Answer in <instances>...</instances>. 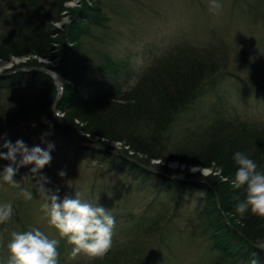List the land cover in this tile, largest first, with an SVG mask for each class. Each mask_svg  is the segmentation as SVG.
<instances>
[{"label": "rangeland", "instance_id": "374dc122", "mask_svg": "<svg viewBox=\"0 0 264 264\" xmlns=\"http://www.w3.org/2000/svg\"><path fill=\"white\" fill-rule=\"evenodd\" d=\"M219 2L223 8L219 14H213L209 11V0H98L97 4L88 0H70L63 5L62 21L53 26L63 31L73 21H79L77 13L88 10V5L99 8L96 14L100 18V25L92 26L89 32L91 36H85L82 45L75 50V60L79 63L77 68H80L82 77L76 88L84 96L94 89L103 88L104 70L106 72L105 67H110L108 60L118 69L116 82L122 90L130 91L138 84L145 70L171 55L178 47L213 46L225 53L227 64L215 85L197 97L166 133L162 155L176 156L184 148L192 150L197 144L195 135L215 120L264 127V0ZM10 7L0 6V35L15 29L20 22L16 18L25 13L23 7ZM62 38L63 45H59ZM51 39L57 49L53 52L58 54L62 50L60 56L63 52L67 53L66 47L72 45L64 35L55 33ZM32 58L35 59L34 56ZM11 60L14 63L0 72V76L7 78L11 74L31 70L30 67H18L29 60L27 57L0 59L1 62ZM36 60L54 70L59 69V57ZM12 69L15 70L8 73ZM36 69L38 67H32V70ZM105 80L104 88L107 89L113 81L111 77ZM63 84L65 81L62 82V93L65 88ZM67 84L70 90L75 87L68 81ZM44 92V87L39 84L24 83L7 88V84L0 83V144L4 142L3 138L13 143L20 139L29 147L39 145L44 148L46 144L41 143V137L48 133L44 139L54 144V150L50 164L38 174L47 179L48 183L44 186L58 190L61 198L65 195L74 197L75 193H79L83 200L93 205L98 203L110 210L115 217L114 246L132 242L143 228L140 224L146 226L149 218L156 216L158 223L163 221L166 216L162 206L172 207L165 187L161 186L160 189L156 181L134 180L124 168L122 171L119 168L108 171L111 167L109 163L100 161L90 149L77 154L74 144L83 141L81 133L69 124H66L68 134L62 131L65 126L63 114L59 118L53 116L54 123L59 126L57 129L49 124L42 116L43 108L39 103V96ZM76 124L77 121H74ZM105 145L112 149L121 148L120 143L113 141ZM3 151L6 150L0 148V152ZM8 163L7 160H0V172ZM115 165L120 166L121 163L115 160ZM32 167H20L14 177L21 188L33 193L31 200L19 196V189L0 181V204L11 202L14 212L10 221L0 224V264H8L10 234L31 228H38L50 239L58 240L60 264H84L90 261L91 258L82 254L72 258L74 246L49 224L41 210L43 200L34 185L37 178L30 173ZM166 167L172 171L185 169L184 164L177 162H168ZM61 171L63 176L59 175ZM189 171L202 176L212 174L211 169L194 166ZM200 197L199 193L193 192L181 199L175 219L168 224L170 233L166 246L169 247L161 250L163 260L160 264H207V258L210 259L209 243L203 239L200 229L192 227L194 220L190 221L189 218V211L200 202ZM65 238L63 247H59Z\"/></svg>", "mask_w": 264, "mask_h": 264}, {"label": "trees", "instance_id": "16d2710c", "mask_svg": "<svg viewBox=\"0 0 264 264\" xmlns=\"http://www.w3.org/2000/svg\"><path fill=\"white\" fill-rule=\"evenodd\" d=\"M69 1L0 0V6L18 5L25 9V13L16 18L20 21L18 26L1 33L0 59L6 60L9 56L27 57L29 60L18 67L31 68L30 71H20L7 78L0 76V83L7 84V88L24 83L43 86L45 92L39 96L42 116L57 129L59 126L54 123L51 113L57 94L53 80L37 69L32 70V67L60 74L62 82L65 81V88L56 110L63 114L65 126L62 131L68 134L66 124H69L81 133L82 142L95 143L99 147L86 148L75 143L74 151L78 154L90 149L100 161L109 163L111 167L108 171L117 168L122 171L124 168L134 180L156 181L160 189L165 187L164 191L172 204L171 208L162 206L166 216L163 221L158 223L156 216L146 218L149 223L146 226L140 224L143 228L132 242L122 246L112 245L104 257L91 258L84 264H160L163 260L161 250L169 247L166 246L170 233L168 224L175 219L181 199L193 192L199 193L201 197L200 202L189 211V218L190 221L194 220L192 227L200 229L203 239L209 243L210 259L207 258V264H249L254 252L260 264H264V252L253 247L257 239H264V218L246 214L241 219L235 212L238 201L234 197L239 196L243 200V189H232L230 183L221 182L214 174L217 168H221L222 175L233 177L238 167L233 160L237 151L247 154L257 163L258 170L264 171V127L215 120L195 135L197 144L192 150L184 148L176 156L162 155L166 133L172 124L220 77L227 64L225 53L213 46L178 47L171 55L145 70L138 84L130 91L122 90L116 82L118 69L108 60L110 67H105L103 88L94 89L84 96L76 88L82 77L75 53L82 45V39L91 36V27L100 25V18L96 14L99 8L88 5V10L77 13L79 21L75 20L70 27L58 31L53 24L62 21L63 5ZM88 1L97 4L98 0ZM55 33L64 35L72 44L66 48L62 46L67 50L62 56V50L58 54L53 52L56 48L51 35ZM62 40L59 45H63ZM55 57L60 58L59 69L56 70L36 60H53ZM108 74L113 82L105 89V78H110ZM67 81L75 85L73 90H70ZM74 121H77L76 126ZM111 141L126 148L122 155L114 154L108 147H101ZM163 158L165 160L161 165ZM115 160L121 165H115ZM152 160H159V164H151ZM168 162L184 164L185 169L169 170L166 167ZM192 166L211 169L212 174H193L189 171ZM166 174L168 176H164ZM65 240L59 247H63Z\"/></svg>", "mask_w": 264, "mask_h": 264}, {"label": "clouds", "instance_id": "9594fccd", "mask_svg": "<svg viewBox=\"0 0 264 264\" xmlns=\"http://www.w3.org/2000/svg\"><path fill=\"white\" fill-rule=\"evenodd\" d=\"M222 8L223 5L219 0H209V11L213 14H219ZM47 135L48 133H44L41 137V143L46 144L44 148L39 145L29 147L20 139L13 143L3 138L4 142L0 144V148L6 151L0 152V160H7L9 163L0 172V181L19 189V196L31 200L33 193L21 188L20 182L14 177L20 167L33 165L30 173L37 178L34 185L43 200L41 210L59 235L66 237L74 246L71 257L75 258L83 253L89 258H102L112 248L115 217L110 210L98 203L93 205L83 200L79 193H75L74 197L65 195L61 198L58 190L54 191L44 186L48 181L38 174L50 164L51 152L54 150V144L44 139ZM233 160L238 166L233 177L222 175L221 168H217L214 174L221 182L230 183L232 189H243L245 193L243 200H240L239 196L234 197L238 201L235 212L241 219L246 214L264 218V171L258 170L257 163L244 152H235ZM59 175L63 176L64 173L61 171ZM13 215L11 202L0 204V224L10 221ZM10 237L7 244L8 264H59L58 240L50 239L40 229L13 231ZM253 247L264 252V239H257ZM252 257L249 264H260L255 252L252 253Z\"/></svg>", "mask_w": 264, "mask_h": 264}, {"label": "water", "instance_id": "95a60500", "mask_svg": "<svg viewBox=\"0 0 264 264\" xmlns=\"http://www.w3.org/2000/svg\"><path fill=\"white\" fill-rule=\"evenodd\" d=\"M37 71L43 72V73L49 75L53 79L56 90H57V96H56L55 101H54V105H55L56 102L59 100L60 96L62 95V91H63V86H62V81H61L60 76L56 75L53 72L48 71V70L44 71L43 69H38Z\"/></svg>", "mask_w": 264, "mask_h": 264}, {"label": "bare ground", "instance_id": "6f19581e", "mask_svg": "<svg viewBox=\"0 0 264 264\" xmlns=\"http://www.w3.org/2000/svg\"><path fill=\"white\" fill-rule=\"evenodd\" d=\"M13 60L8 61V62H1L0 61V72H3L5 69H7L8 67H10L11 64H13Z\"/></svg>", "mask_w": 264, "mask_h": 264}]
</instances>
